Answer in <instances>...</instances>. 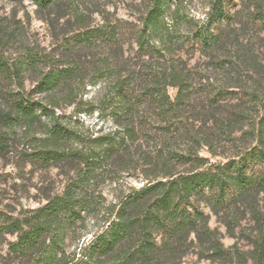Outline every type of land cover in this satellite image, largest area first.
Segmentation results:
<instances>
[{"label": "trees", "instance_id": "1", "mask_svg": "<svg viewBox=\"0 0 264 264\" xmlns=\"http://www.w3.org/2000/svg\"><path fill=\"white\" fill-rule=\"evenodd\" d=\"M32 1L49 9L57 4L75 8L87 0ZM207 1L210 9L206 19L194 22L181 9L184 0H150L140 26L133 29L139 63L124 69L110 63L107 51L95 61L100 65L94 66L86 84L96 85L103 78L111 83L90 112H97L101 120H111L113 126L107 132L84 137L60 123L41 101L15 93L11 109L1 113L0 123L8 128L33 125L45 116L50 120L43 127L45 146L30 155L46 164L71 161L77 167L64 190L44 204L17 216L0 210V247L6 234L16 235L8 241L6 254L18 259V264H71L67 239L90 211L101 207L106 213L104 224L80 246L77 260L81 264H170L197 240H208L216 255L225 256L202 204L215 212L236 210L230 222L238 218L236 208L240 210L241 205L256 212L258 197L264 193V88L250 90L240 85L243 56L239 54L236 60L217 54L233 35L230 26L237 12L231 8L232 0ZM122 36L126 33L117 22L86 26L71 36L65 48L106 49ZM189 47L210 56L205 68L218 72L222 80L218 85L211 83L209 93L205 82L210 83L211 74L203 75L197 66H190L184 56ZM42 57L31 51L11 64L0 60V74L21 82L26 71L42 63ZM70 63L65 67L51 61L34 92L47 93L70 85L78 68L74 61ZM172 86L177 90L173 98L168 90ZM233 86L240 90L229 88ZM234 97L242 99L249 111L245 107L224 108L222 101ZM222 107L225 112L219 109ZM200 118L212 121L214 128H195ZM242 124L250 128L246 131L250 143L235 157L207 165L205 158L193 152L164 154L157 160L141 154L145 162L141 168L143 184L131 187L110 205L103 206L95 195L94 181L110 163H119L134 152H154L152 144L155 151L178 150L170 147L176 137L187 140L182 150L198 149L202 144L212 147L216 139L230 138ZM9 138L0 133V152L8 150ZM176 157L193 167L179 170L171 163ZM253 249L254 264H264V222Z\"/></svg>", "mask_w": 264, "mask_h": 264}, {"label": "rangeland", "instance_id": "2", "mask_svg": "<svg viewBox=\"0 0 264 264\" xmlns=\"http://www.w3.org/2000/svg\"><path fill=\"white\" fill-rule=\"evenodd\" d=\"M149 3L150 0H87L80 1L75 8L71 4H57L49 9H41L32 0H0V60L11 64L26 58L31 51L43 56L42 63L36 69L26 71L21 82L15 78H4L0 74V115L11 109L15 93L19 92L28 98L41 101L58 117L60 123L76 129L84 137L111 130V120H101L97 112H90L93 104L108 92L111 81L103 78L96 85L86 83L91 79L94 66L100 65L95 61L104 57L106 51L111 57L110 63L114 62L123 68L130 69L133 63H139L133 29L140 26V20ZM231 5L232 10L237 12L230 26L233 35L224 44V49L217 54L231 58L233 56L236 60L239 59V54L243 56L241 64L245 69L240 85L250 90L263 89L264 0H232ZM181 9L189 19L199 22L206 19L210 8L207 0H184ZM110 21L120 24L126 33V36H122L111 46L106 49L102 46L95 47L91 50L65 48L71 36L86 26H99ZM187 49L189 50L184 56L190 66H197L196 69L203 75L211 74L210 83L205 82V89L209 93L212 84L218 85L222 80L218 72L211 73L205 68L210 56H206L202 49ZM51 61L52 64L65 67L74 61L78 66L77 77L70 85L63 84L52 92H34L36 83L43 71L50 67ZM229 88L240 90L237 86ZM168 90L172 98L175 97L176 88L172 86ZM222 104L230 110L247 108L242 99L237 97L228 98ZM219 109L225 112L223 107ZM48 123L50 120L45 116H42L40 123L33 125L23 123L8 128L0 123V133L10 137L8 150L0 152V210L9 215H22L27 210L44 204L48 198L61 193L68 181L76 175L75 162L46 164L30 155L34 150L45 146L46 133L43 127ZM203 126L210 129L215 125L210 120L206 122L202 118L198 119L195 128L200 129ZM248 129L250 128L247 124H242L230 138L223 136L216 139L212 147L202 144L198 149L182 150L186 147L187 140L176 137L171 141L170 147L178 150L155 151V144H152L150 148L154 152L131 153L123 161L107 165L106 171L94 181L95 195L103 202V206L110 205L131 187L143 184L145 176L141 168L145 166V162L141 154H146L143 157H148V160H157L164 154L193 152V155L205 158L207 165L226 161L235 157L250 143L246 135ZM203 132L204 129H201L200 133ZM171 163L179 170L193 167L192 163H184L178 157ZM202 205L208 214L211 229L215 230L222 249L226 250L225 256L216 255L208 240H197L170 264H254L253 248L260 234L261 222H264V193L258 197L256 212L247 211L241 205L240 210L236 208L238 218L233 222L229 220L235 216L236 210L215 212L210 206ZM105 214L104 207L90 211L85 221L67 239L66 251L71 255V264H81L77 260L81 257L80 246L103 226ZM15 238L16 235L9 234L2 238L0 264L19 263L18 259L6 254L8 241Z\"/></svg>", "mask_w": 264, "mask_h": 264}]
</instances>
